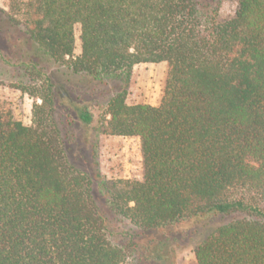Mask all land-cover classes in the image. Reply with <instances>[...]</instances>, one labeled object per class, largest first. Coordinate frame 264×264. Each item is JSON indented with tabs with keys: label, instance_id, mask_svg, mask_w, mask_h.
I'll use <instances>...</instances> for the list:
<instances>
[{
	"label": "trees",
	"instance_id": "obj_1",
	"mask_svg": "<svg viewBox=\"0 0 264 264\" xmlns=\"http://www.w3.org/2000/svg\"><path fill=\"white\" fill-rule=\"evenodd\" d=\"M24 8L23 21L0 13L43 58L123 84L99 133L139 137L143 175L105 185L110 211L144 231L228 218L195 247L196 263L264 264V0H238L226 20L207 0H29ZM160 63L168 65L160 106L129 105L133 68ZM26 65L41 104L33 126L0 111V264H125L92 179L68 160L54 85Z\"/></svg>",
	"mask_w": 264,
	"mask_h": 264
},
{
	"label": "rangeland",
	"instance_id": "obj_2",
	"mask_svg": "<svg viewBox=\"0 0 264 264\" xmlns=\"http://www.w3.org/2000/svg\"><path fill=\"white\" fill-rule=\"evenodd\" d=\"M29 0H0V9L23 21L24 5ZM219 9V19L234 16L238 0H207ZM81 27L75 28V56L82 52ZM36 63L54 85L55 120L61 130L65 151L70 163L92 179V196L106 221L110 242L123 249L128 256L125 264H197L195 247L228 218L202 216L178 223L163 230L144 231L130 221L115 215L107 207L105 185L140 179L143 158L139 137L105 136L99 133L106 117L109 101L123 84L116 80L94 81L71 74L65 66L42 57L29 41L23 27L10 24L0 13V111H10L17 121L33 126V109L41 104L32 94L38 89L33 71L26 64ZM168 76L167 63L139 64L133 68L128 88V104L160 106ZM28 89L24 93L20 88ZM80 112L92 115L93 121L84 123Z\"/></svg>",
	"mask_w": 264,
	"mask_h": 264
}]
</instances>
